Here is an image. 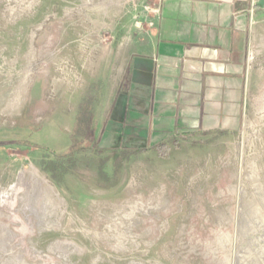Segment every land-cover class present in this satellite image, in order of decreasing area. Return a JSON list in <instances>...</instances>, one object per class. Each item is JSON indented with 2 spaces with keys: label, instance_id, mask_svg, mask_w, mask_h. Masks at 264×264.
Listing matches in <instances>:
<instances>
[{
  "label": "rangeland",
  "instance_id": "374dc122",
  "mask_svg": "<svg viewBox=\"0 0 264 264\" xmlns=\"http://www.w3.org/2000/svg\"><path fill=\"white\" fill-rule=\"evenodd\" d=\"M151 4L0 0V264H264V13L236 122L181 134L165 156L127 154L116 168L115 154L90 150L60 177L43 166L46 148L69 147L87 95L100 147H149L166 134L144 137L133 106L129 130L108 114Z\"/></svg>",
  "mask_w": 264,
  "mask_h": 264
},
{
  "label": "crops",
  "instance_id": "0c3cea01",
  "mask_svg": "<svg viewBox=\"0 0 264 264\" xmlns=\"http://www.w3.org/2000/svg\"><path fill=\"white\" fill-rule=\"evenodd\" d=\"M151 5V25L129 56L128 85L117 96L122 101L113 100L108 111L113 121L121 115L129 130L133 106L137 129L144 137L166 132L159 139L236 122L247 104L248 57L264 0H152Z\"/></svg>",
  "mask_w": 264,
  "mask_h": 264
},
{
  "label": "trees",
  "instance_id": "16d2710c",
  "mask_svg": "<svg viewBox=\"0 0 264 264\" xmlns=\"http://www.w3.org/2000/svg\"><path fill=\"white\" fill-rule=\"evenodd\" d=\"M88 96V95H87ZM85 96L80 99L76 110H75V122L73 126V131L69 134L70 137V145L63 152H56L52 149L46 148L45 151L48 152L47 155H41L43 160V166L45 169L51 170V172L56 177H60V175L65 170V163L75 162L78 154L80 152L86 153L90 150L93 153H99L103 151H107V155L102 158V160H106L109 155L115 154L113 159L114 168L117 167V162H121L123 157L130 153H144L155 151L159 156H165L173 146H175L178 142V136L180 133H176L167 138L158 139L155 142L149 144V147H121V146H110V147H100L98 142L101 140V137L98 135L97 137V123L99 120V112L92 109V100L88 96ZM109 123L108 120L104 119V122L99 127V134H102ZM80 137V138H79ZM97 137L96 145L94 146L93 140ZM25 142V141H23ZM24 144H27L26 142ZM19 145H22L19 142ZM29 146V144H27ZM93 149V150H92ZM103 161V162H104ZM102 163H99V167L101 168Z\"/></svg>",
  "mask_w": 264,
  "mask_h": 264
}]
</instances>
